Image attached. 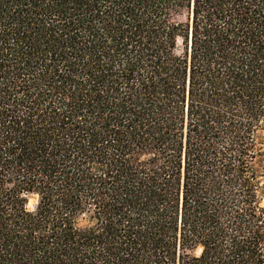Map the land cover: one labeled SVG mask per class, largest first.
I'll return each instance as SVG.
<instances>
[{
    "label": "trees",
    "instance_id": "obj_1",
    "mask_svg": "<svg viewBox=\"0 0 264 264\" xmlns=\"http://www.w3.org/2000/svg\"><path fill=\"white\" fill-rule=\"evenodd\" d=\"M260 131L264 0H0V264H264Z\"/></svg>",
    "mask_w": 264,
    "mask_h": 264
},
{
    "label": "rangeland",
    "instance_id": "obj_2",
    "mask_svg": "<svg viewBox=\"0 0 264 264\" xmlns=\"http://www.w3.org/2000/svg\"><path fill=\"white\" fill-rule=\"evenodd\" d=\"M257 142L258 146L260 149H263L264 151V131H260L257 135ZM264 153V152H263ZM256 168L258 173L261 175V185H262V190H261V195L263 197V204H264V154L262 157H260L257 162H256ZM29 199V207L30 209H33L34 206L37 203V199L33 195L28 196Z\"/></svg>",
    "mask_w": 264,
    "mask_h": 264
}]
</instances>
